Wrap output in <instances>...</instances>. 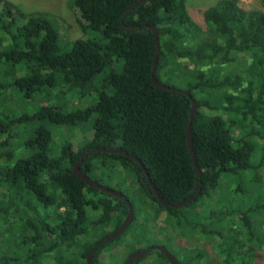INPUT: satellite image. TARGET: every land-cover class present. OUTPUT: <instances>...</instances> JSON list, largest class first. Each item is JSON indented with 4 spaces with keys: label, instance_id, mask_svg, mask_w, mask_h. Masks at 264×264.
<instances>
[{
    "label": "trees",
    "instance_id": "obj_1",
    "mask_svg": "<svg viewBox=\"0 0 264 264\" xmlns=\"http://www.w3.org/2000/svg\"><path fill=\"white\" fill-rule=\"evenodd\" d=\"M136 1L71 0L91 36L62 50L60 31L48 13L0 0V264H88L92 247L123 223L129 206L86 184L73 167L85 151L110 146L129 155L94 152L80 168L128 198L135 217L122 235L96 249L95 264H104V251L114 264H123L133 252L155 245H166L181 264H199L205 250L182 248L186 257L181 259L168 234L153 240L150 224L159 220L164 233L169 227L187 235V228L216 240L227 264H251L254 252L247 245L263 247L253 215L264 220V12L247 9L240 0H218L204 11L202 27L191 17L188 0H145L124 16ZM150 25L158 29L161 48L155 75L191 96L154 84L156 40ZM102 72L103 86L94 101L56 103L52 91L58 83L66 94L92 87ZM38 95L48 103L29 113L25 105ZM192 98L201 175L187 137ZM20 103L24 111L14 115L23 108ZM91 118V137L75 148L62 128ZM30 119L39 121L23 143L32 150L19 156L16 128ZM48 123L61 126V134ZM131 155L142 160L167 200L190 198L202 181L201 193L180 208L163 205ZM124 171L133 176V185H121ZM249 171H255L258 200L250 202L242 186L231 191L241 199L220 192L223 178L242 180ZM123 187L132 188V197ZM213 200L218 202L214 209L207 206ZM117 246H124L122 258L112 253ZM153 253L156 259L150 261ZM130 264L171 262L153 249Z\"/></svg>",
    "mask_w": 264,
    "mask_h": 264
},
{
    "label": "rangeland",
    "instance_id": "obj_2",
    "mask_svg": "<svg viewBox=\"0 0 264 264\" xmlns=\"http://www.w3.org/2000/svg\"><path fill=\"white\" fill-rule=\"evenodd\" d=\"M14 3L18 4V6L27 12H34V11H42L49 14L51 17V20L56 28L60 31V41L59 45L62 48V50L70 49L74 43V41L77 38L86 36H91L89 33L85 34L83 31L81 25H80V13L79 11L71 5V0H11ZM218 0H188L187 6L190 12L191 17L194 21H196L200 26L204 27V11L210 7L211 5L215 4ZM241 3L247 8V9H256L261 10L264 12V5L262 3V0H240ZM99 40H103L102 36H98ZM120 62L123 64V60L120 59ZM234 66H238V63H235ZM121 69V68H120ZM105 75L104 72L98 74L96 78L93 81L92 87H85L90 90H86L85 88H77L74 90H70L68 93L65 94L63 91V88H65L64 84L58 83V87L54 88L52 93L56 98V103L65 104L66 102H71L73 105H80L85 106L91 101H94L96 98L97 90L101 89L103 86V76ZM93 90V92H92ZM111 92V89H110ZM48 99L43 98V96L38 95L35 99H33L30 102H27L25 107L27 108L26 111L29 113L34 112L40 105L43 103H48ZM55 101V99H54ZM81 101V102H80ZM51 102V100L49 101ZM22 105V109L20 108L17 112L14 113V115H19L24 111L23 103H20ZM17 106V105H16ZM39 121L37 120H27L23 121L18 124L16 130H17V146H20L22 143V146L19 147L17 154L19 156L21 155H27L31 152V148L26 147L23 145L25 140L29 138L33 132L35 127L38 125ZM50 128L56 133L60 132L61 134V126L55 125L53 123H48ZM93 125V119L91 118L89 121L81 124L79 127H75L73 129L69 128L68 126H64L63 132L66 133L68 136L72 137L75 142V148L78 147L79 141L84 138H90L92 135V127ZM64 138L63 140H66ZM60 142V141H59ZM2 158H0V164L2 163ZM262 171V170H261ZM263 172V171H262ZM260 173V169H259ZM247 176L241 178L238 177H230V178H223V182L219 186H221L220 192L223 194V192L228 197H234L236 199V195H233L231 191L233 189H236L240 186L247 188L249 191V194L247 195L250 202H254L255 199H259V194L255 190L258 185L256 181H254V174L255 171L247 172L245 173ZM119 181L121 182L122 186H130L133 185L134 178L129 173H126L125 171L122 172L119 175ZM123 190L125 193L132 197V188L128 189L127 187ZM223 188V190H222ZM226 191V192H225ZM218 195V194H216ZM223 197V196H222ZM225 197V196H224ZM241 199L240 197H238ZM207 206L214 207L218 206V202L215 200L211 201ZM258 214V213H257ZM253 215V219L255 221V229L256 234L259 236H264V220L260 219V214ZM227 221V220H226ZM151 231L153 233V240L154 241H161L164 240L165 234H168L173 239L172 248L179 253L180 258L185 259L186 253L183 251L182 248L186 249H202L205 250V257L199 262V264H227L224 260V256L219 253L218 247L215 246V243L217 241L210 240L208 238L203 237L198 232L191 233L187 228H183V230L187 233V235H184V232L181 231V233H177L171 228H166L165 233L161 230L162 224L161 220L159 222L153 221L150 224ZM130 238V233L126 236V239ZM243 238V236L241 237ZM247 250H250L254 252L252 262L251 264H264V245L262 248H260L259 244L252 243L251 245H247ZM245 249V250H246ZM112 253L118 254V258H122L125 254L124 246H117L114 247L112 250ZM156 254H151L150 261H155ZM101 261L104 264H114V262L110 259V253L108 251H104L102 255L100 256ZM236 264V263H232Z\"/></svg>",
    "mask_w": 264,
    "mask_h": 264
},
{
    "label": "water",
    "instance_id": "obj_3",
    "mask_svg": "<svg viewBox=\"0 0 264 264\" xmlns=\"http://www.w3.org/2000/svg\"><path fill=\"white\" fill-rule=\"evenodd\" d=\"M143 1L145 0H137L129 9L128 11L125 13L124 16H126L132 9H134L136 6L140 5ZM123 27L125 28H132V26H128L126 24H122ZM151 29L153 30L154 36H155V40H156V53L154 56V61H153V70H152V80L154 82V84L156 86H158L159 88L162 89H166V90H181L182 92H184L185 94L191 96L190 92L188 90H184V89H178L176 87H173L165 82L160 81L157 76L155 75V69L159 60V54H160V39H159V33H158V29L155 25H150ZM196 110H197V101L195 98H192V108H191V115H190V121H189V125H188V129H187V137H188V144H189V148H190V152L193 158V161L197 167L198 170V174L201 175V170L197 165V160H196V152H195V147H194V141H193V137H192V125H193V121L195 118V114H196ZM94 152H108V153H122L124 155H129V153L127 151H125L124 149L117 147V146H110V147H104V148H94V149H90L85 151L79 158V160L75 163L73 170L74 172L82 179L86 182V184H88L91 187H95L99 190L111 193L117 197H120L124 200H126V202L128 203L129 206V211L128 214L125 218V220L123 221V223L116 229L114 230L111 234H109L107 237H105L104 239H102L101 241H99L98 243H96V245L94 247H92V249L90 250V252L88 253L87 256V263L88 264H95V252L96 249L109 242L114 240L115 238L119 237L120 235H122L127 228L130 226V224L133 222L134 217H135V213H134V207L131 203V201L126 198L122 193L103 185L102 183L96 181L94 178H92L91 176H89L87 173H85L81 168H80V163L82 160H84L87 156H89L90 154L94 153ZM131 158L134 159L135 161H137L145 170L147 176H148V180L149 183L157 197V199L166 206H172L175 208H180L192 201H194L199 194L201 193V189H202V181L200 182V187L198 189V191H196V193H194L190 198L181 201V202H171L169 200H167L165 197H163L160 192L158 191L157 187L155 186V184L153 183V181L151 180L146 167L144 166V164L142 163V160L135 156V155H131ZM153 249H158L160 251H162L165 256L168 258V260L171 262V264H181L179 262V260L175 257V255L173 254V252L166 246V245H155V246H148L144 249H140L137 250L135 252H133L123 264H130L131 262H133L134 260L146 255L149 251L153 250Z\"/></svg>",
    "mask_w": 264,
    "mask_h": 264
},
{
    "label": "flooded vegetation",
    "instance_id": "obj_4",
    "mask_svg": "<svg viewBox=\"0 0 264 264\" xmlns=\"http://www.w3.org/2000/svg\"><path fill=\"white\" fill-rule=\"evenodd\" d=\"M180 262V261H179Z\"/></svg>",
    "mask_w": 264,
    "mask_h": 264
}]
</instances>
